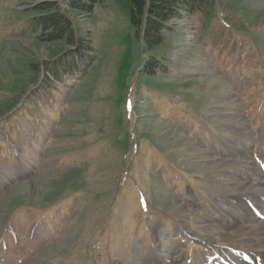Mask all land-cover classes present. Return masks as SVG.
Wrapping results in <instances>:
<instances>
[{
    "label": "rangeland",
    "instance_id": "rangeland-1",
    "mask_svg": "<svg viewBox=\"0 0 264 264\" xmlns=\"http://www.w3.org/2000/svg\"><path fill=\"white\" fill-rule=\"evenodd\" d=\"M213 1L149 51L123 0L90 16L0 0V103L20 102L0 116V264H223L226 223L264 224L220 171L264 158V0ZM47 2L71 39L39 40ZM80 42L95 51L82 69Z\"/></svg>",
    "mask_w": 264,
    "mask_h": 264
},
{
    "label": "trees",
    "instance_id": "trees-1",
    "mask_svg": "<svg viewBox=\"0 0 264 264\" xmlns=\"http://www.w3.org/2000/svg\"><path fill=\"white\" fill-rule=\"evenodd\" d=\"M129 8L130 20L135 31V38L141 41L145 48L152 51L165 42V35L172 31V24L176 21L187 19H199L201 16H213L214 1L213 0H123ZM103 0H68L69 7L80 14H88L90 16L94 12V8L102 4ZM34 13L40 14L39 17L33 19L32 26L36 29L44 31L51 30L46 33V38L39 40L61 41L65 38L73 37V25L67 16L61 11L55 2L41 3L35 7ZM72 42V41H71ZM72 44V43H70ZM75 49L70 51L72 61L78 63L82 69L85 65L90 64L91 57L94 56L93 50L89 46L80 42L75 44ZM72 62V63H73ZM155 62V61H154ZM67 63H58L51 70L56 71L57 68L61 73L70 74L69 68L65 67ZM64 66V67H63ZM75 66V65H73ZM153 68L156 64L151 63ZM36 69L35 64H31ZM161 67H158L160 69ZM80 69V71H81ZM37 70V69H36ZM57 81L60 75H54ZM20 102L16 100L3 101L0 103V116L4 113L12 112V110ZM19 112V111H17Z\"/></svg>",
    "mask_w": 264,
    "mask_h": 264
},
{
    "label": "bare ground",
    "instance_id": "bare-ground-1",
    "mask_svg": "<svg viewBox=\"0 0 264 264\" xmlns=\"http://www.w3.org/2000/svg\"><path fill=\"white\" fill-rule=\"evenodd\" d=\"M234 118L237 119L238 116H236V117L234 116ZM240 124H242V123L240 122ZM241 127H242V125H241ZM199 151H201V150H199ZM200 155H202V154H200ZM207 155H209V154H207ZM202 157H204V156H202ZM254 163L255 164L250 162V163H246V165H241V164H238L236 162H229L226 164L225 168L223 170H220V171L224 172V173H232V174L235 173L237 175H239V174L241 175L242 180L237 181V182L235 181V183L228 186L227 191L233 195V197H232L233 199H239L240 197H245V198L249 199L246 201H248L249 205H251V209L253 210V208H254L259 212L258 207L255 205L256 203L251 202V201L256 200L259 202V200H260L262 202L264 199V175H261V173H260V170L262 168L264 170V161H262L261 169L256 162H254ZM200 164H198V165H200ZM210 164L213 166L208 167L207 163H205V164H203V168L207 169V170L211 169L213 171L218 169L217 166H214V163H210ZM193 165H196V164H192V167H193ZM199 170H201V169H199ZM236 203L238 205V202H236ZM261 204H263V203H261ZM238 206H236L237 208L234 212L236 213V215L238 217H240L242 219V216H241L242 213L241 212H244L245 210H244V207L241 203H239ZM251 212L253 215H255L254 211H251ZM245 213L247 214V220H244V221L250 222L248 226H244V225L238 226V224L237 225H228L229 222L226 223L227 224V226H225L226 230L228 232L232 231V234L228 233V236L225 238V242H227L228 244H232V246H238L237 247L238 249H234V248L229 249V252H230L229 253L230 254L229 260H231L232 256L236 255L234 253L235 251L239 252L238 254H242L244 257H245V255H247L251 259H253L254 257H256V253L258 254V251L260 252L261 249L264 250V224L259 225L258 223H256L254 221L253 217L247 213V211H245ZM210 229H213V226ZM218 255L221 256V252H219ZM253 255H254V257H253ZM236 258H237V256H236ZM236 258L234 256L233 259L236 260ZM244 264H247L246 261Z\"/></svg>",
    "mask_w": 264,
    "mask_h": 264
}]
</instances>
